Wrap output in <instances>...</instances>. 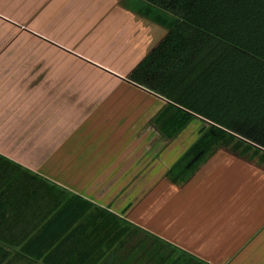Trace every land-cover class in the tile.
I'll list each match as a JSON object with an SVG mask.
<instances>
[{
    "label": "crops",
    "instance_id": "0c3cea01",
    "mask_svg": "<svg viewBox=\"0 0 264 264\" xmlns=\"http://www.w3.org/2000/svg\"><path fill=\"white\" fill-rule=\"evenodd\" d=\"M145 6L0 0V156L54 185L61 205L77 195L134 223L153 245L204 264H264V164L220 147L179 185L152 169L134 174L139 150L128 155V145L148 136L133 125L166 103L126 80L167 33L140 11ZM134 182L147 190L126 208ZM39 215L0 205V264H78L45 259L58 242L30 243L43 233L46 221L33 226ZM82 246L76 240L61 250Z\"/></svg>",
    "mask_w": 264,
    "mask_h": 264
},
{
    "label": "trees",
    "instance_id": "16d2710c",
    "mask_svg": "<svg viewBox=\"0 0 264 264\" xmlns=\"http://www.w3.org/2000/svg\"><path fill=\"white\" fill-rule=\"evenodd\" d=\"M140 1L146 4L140 11L166 27L167 33L126 80L166 101L154 118L164 138L173 139L194 117L209 125L179 159L188 158L185 164L180 168L174 164L166 179L176 185L185 182L216 146L240 156L248 154L251 160L264 164V0ZM54 189L42 177L0 156V205L12 210L23 206L39 213L34 227L46 221L43 233L30 242L41 240L44 249L58 242L45 259L138 264V258L129 260V255L121 252L129 229L121 225L119 216L77 195L61 205L62 192ZM49 228L58 232L45 234ZM76 240L83 246L61 250ZM162 248L152 255L158 256ZM170 258L171 254L161 255L156 264H167ZM168 264L204 263L181 251Z\"/></svg>",
    "mask_w": 264,
    "mask_h": 264
},
{
    "label": "rangeland",
    "instance_id": "374dc122",
    "mask_svg": "<svg viewBox=\"0 0 264 264\" xmlns=\"http://www.w3.org/2000/svg\"><path fill=\"white\" fill-rule=\"evenodd\" d=\"M165 104L156 111L148 123H137L133 125L134 130H137L141 135L147 134L148 136L147 139H140L138 141L135 140L133 146L128 145V155L132 153V150H134V153L139 150V155L134 156V166H136L134 174H139L141 172L145 173L148 169H152L154 170L156 177L161 175L166 178V173L174 164L178 163V168L185 164L188 158H184L181 162H179V159L209 126L206 121L200 119L199 117H194L178 135H176L173 139L168 140L164 138L159 131L158 125L154 123V118L165 107ZM144 141L145 143H143ZM146 143H148V145L145 146ZM214 148L213 152L219 149L220 146H216ZM146 190V186H136L135 182L134 186L127 187L125 192L126 197L127 200L132 202H130L126 208H133L137 198L142 196ZM130 216L132 217V215ZM130 216L127 214V217ZM125 224L129 229V233L128 236L124 238L125 247L121 250V252L127 253L129 255V260H134L135 257L138 258V264H149L148 256L155 255L153 258L156 260L161 255L171 254L172 259L179 255L178 251L172 252L167 248L158 250V256L157 253L152 255L155 249H160L161 245H153L151 240L147 239L144 231L134 229H138L134 223H130L125 220L121 222V225ZM139 254H141V257H139ZM153 258L151 257V259Z\"/></svg>",
    "mask_w": 264,
    "mask_h": 264
}]
</instances>
